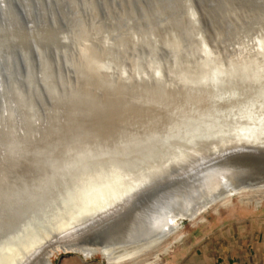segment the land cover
<instances>
[{
	"label": "rangeland",
	"instance_id": "rangeland-1",
	"mask_svg": "<svg viewBox=\"0 0 264 264\" xmlns=\"http://www.w3.org/2000/svg\"><path fill=\"white\" fill-rule=\"evenodd\" d=\"M195 95L200 110L186 107ZM0 100V264L20 252L13 263L45 264L47 251L52 264H106L101 248L117 257L158 241L163 207L196 202L224 178L264 186V0H0ZM148 118L168 121L149 133L138 122ZM172 118L225 133L186 153L141 151L170 142ZM146 164L158 171L149 184L63 232ZM263 197L243 188L121 264H182L210 223Z\"/></svg>",
	"mask_w": 264,
	"mask_h": 264
},
{
	"label": "bare ground",
	"instance_id": "bare-ground-1",
	"mask_svg": "<svg viewBox=\"0 0 264 264\" xmlns=\"http://www.w3.org/2000/svg\"><path fill=\"white\" fill-rule=\"evenodd\" d=\"M42 1V0H41ZM39 2V1H38ZM75 8V7H74ZM55 11V10H54ZM59 19V18H58ZM78 21V20H77ZM20 25V24H19ZM35 64V63H34ZM51 66V65H50ZM37 70V69H36ZM69 70V69H68ZM69 74V73H68ZM50 82V81H49ZM51 83V82H50ZM57 91V90H56ZM68 94V93H67ZM188 103H186V107L188 106L189 107V103H195L196 104V102L198 103L197 104V107L196 106H193V108H197L198 110H200V109H202L204 106H205V104H204V102H202V98L200 97V96H197L196 97V95H195V97L193 96L192 98H189V99H187L186 100ZM185 101V102H186ZM38 102V101H37ZM256 103V102H255ZM194 104V105H195ZM248 104H250V103H248ZM62 105V104H61ZM263 105V104H262ZM245 107H247V105L245 106ZM189 108H192L191 106L189 107ZM257 108V107H256ZM241 109V108H240ZM238 110V109H237ZM242 110H244V109H242ZM242 110L240 111L241 113H240V116H241V114L243 115V113H242ZM99 111V110H98ZM217 111V110H216ZM236 111V110H235ZM245 111H246V109H245ZM244 112V111H243ZM210 113V112H209ZM245 113V112H244ZM250 113V112H249ZM259 113V112H258ZM57 114V113H56ZM215 114V113H214ZM246 114V113H245ZM248 114V113H247ZM247 114L245 115V117L247 116ZM211 115V114H210ZM252 115V114H251ZM212 116V115H211ZM259 116V115H258ZM257 116V117H258ZM205 117V116H204ZM30 118H32V117H30ZM196 118V117H195ZM207 118V117H206ZM215 118V117H214ZM190 119V118H189ZM189 119H183V120H180V119H174V118H172V119H170V122L169 123H171L170 125H172V126H170V129L168 130V132H169V135H173L172 137H170L171 139H170V142H168L167 144H163V142L162 143H158V144H153L152 146L151 145H148V144H146L147 146H145L144 148H143V150H141V151H147V150H149V152L151 151V150H153V152L154 153H156L155 154V156H159V155H161L163 152L164 153H170V154H177L178 152H184V153H186L187 151H191L192 149H194V148H196L197 146H200L202 143L204 144V143H211V141L213 140V138L214 137H212V133L214 134V133H223L224 131H220V129H218V127H216L219 131H216V132H211L212 130H211V126H207V127H199V126H194V125H191V123H189V122H187ZM197 119V118H196ZM37 120H39V119H37ZM216 120V119H215ZM167 119H163V118H161V119H151V118H148V119H145V120H138V122L139 123H141L143 126H144V128L147 130L146 132H149V133H152L153 131H154V133H155V131H157L158 133H160L159 131H160V129H158L159 127H161L162 125H165L166 123H167ZM179 121V122H178ZM257 121V120H256ZM36 122V121H35ZM86 122V121H85ZM175 122H178L177 124H175ZM41 123V122H40ZM215 123V122H214ZM22 125V124H21ZM169 125V124H168ZM250 127V126H249ZM216 129V130H217ZM74 130V129H73ZM91 130V129H90ZM223 130V129H222ZM235 130V129H234ZM240 130V129H239ZM243 130V129H242ZM19 131V130H18ZM233 131V130H232ZM237 132H238V130H236ZM241 131V130H240ZM43 132V131H42ZM156 132V133H157ZM225 133V132H224ZM234 133H235V131H234ZM238 133H241V132H238ZM238 133H236V134H238ZM122 135V134H121ZM214 136V135H213ZM92 137V136H91ZM102 138V137H101ZM105 138V137H104ZM107 138V137H106ZM217 138V137H216ZM261 139V138H260ZM103 140V139H102ZM106 141V140H105ZM158 141V140H157ZM225 142V141H224ZM97 143V142H96ZM217 143V142H216ZM99 144V143H98ZM108 144V143H107ZM202 144V145H203ZM144 145V144H143ZM228 145V144H227ZM4 146V145H3ZM10 147V146H9ZM221 147V146H220ZM83 148V147H82ZM81 148V149H82ZM89 148V147H88ZM208 148H211V147H208ZM214 148V147H213ZM213 148H211L212 150H214ZM231 148H239V147H231ZM80 149V150H81ZM129 149V148H128ZM151 149V150H150ZM210 149V150H211ZM220 149V148H219ZM82 150H84V148L82 149ZM92 150H94V149H92ZM130 150V149H129ZM167 150V151H166ZM194 150H196V149H194ZM205 150V149H204ZM117 151V150H116ZM140 151V152H141ZM139 152V153H140ZM138 153V154H139ZM129 154H131V153H129ZM137 154V155H138ZM189 154V153H188ZM164 155V154H163ZM168 155V154H167ZM152 156H154V155H152ZM156 157V158H157ZM166 157V156H165ZM164 158V157H163ZM112 159V158H111ZM150 159V158H149ZM151 159H153L152 157H151ZM174 159H176V158H174ZM81 160V159H80ZM141 160H143V159H141ZM170 160V159H169ZM106 161V160H105ZM111 161V160H110ZM149 161V160H148ZM173 161V160H172ZM86 162V161H85ZM84 162V163H85ZM109 162V161H108ZM93 163V162H92ZM92 163H90L89 162V164L88 165H91ZM100 162L98 161V164H99ZM103 163V162H102ZM105 163V162H104ZM113 162H111L110 164L112 165V167H113V165L114 164H112ZM118 163V162H117ZM149 163V162H148ZM80 164V163H79ZM98 164H95V162H94V164L93 165H95V168H96V165H98ZM109 164V163H108ZM165 164V163H164ZM77 165H78V163H77ZM76 165V166H77ZM88 165L86 166V167H88ZM103 165H106V164H103ZM117 165V164H116ZM129 165V164H128ZM144 165V164H143ZM216 167L217 166H222V165H225V164H214ZM100 166H102L101 165V163H100ZM130 166V165H129ZM128 166V167H129ZM150 166L151 165H145V168H144V170L142 171L143 172V174H142V176H140L139 178H137V179H134L133 178V176H136V175H132L133 173L135 174V171H137L139 168L137 167L136 169L135 168H132V174H130V175H132V180H128L126 183H124L125 185H126V187L124 188V189H114V190H112V191H110V192H112V194H111V196L109 195V197H107L106 199H105V201L101 204V205H99L97 208H91L88 212H87V214H85V215H83V216H75L73 219H71L70 220V222L69 223H66V224H64L63 226H62V230H63V228H65V227H68L69 225H71V224H75V223H82V222H80V221H83L84 222V220H86V219H89V217H91V216H93L94 217V214L95 213H101L102 211H104L105 209L107 210V205L108 204H110V203H112V202H114V201H116L121 195H123V194H125V193H131V191H132V196H133V194L135 193H137V191L140 189V187L141 186H144V185H147V184H149L150 183V181L153 179V177L154 176H156V175H158V174H155L156 172H158L157 170H156V172L155 171H153L154 173H151L152 171H150ZM226 166H230V167H232L231 165H226ZM86 167H85V169H86ZM99 167V166H98ZM97 167V168H98ZM103 167V166H102ZM101 167V168H102ZM120 167V166H119ZM131 167H132V165H131ZM144 167V166H143ZM153 167V166H152ZM74 168V167H73ZM84 168V167H83ZM104 168V167H103ZM105 168H106V166H105ZM108 168V167H107ZM114 168V167H113ZM118 167L116 166V169H117ZM141 168V167H140ZM233 168V167H232ZM80 169V168H79ZM84 169V170H85ZM88 169H90V168H88ZM92 169V168H91ZM94 169V168H93ZM111 170H114V169H112V168H110ZM119 169V168H118ZM117 169V170H118ZM77 170H78V168H77ZM80 170H82V169H80ZM97 170H99V168L97 169ZM96 170V171H97ZM105 170V169H104ZM108 169H106L105 171H107ZM111 170H110V172H111ZM140 170V169H139ZM74 171V170H73ZM76 171V170H75ZM94 172H95V170H93ZM109 171V170H108ZM115 171V170H114ZM113 171V172H114ZM77 172H80V171H76V173ZM102 172H104V171H102ZM71 173V172H70ZM118 173V172H117ZM117 173H108V174H106V172H105V174L104 173H101L102 175H104V176H109V177H111V180L112 179H114V180H121L122 179V181L124 180V179H127V178H125V177H127L128 176V174L126 173V172H121V173H118V176H117ZM137 173V172H136ZM120 174V175H119ZM71 175H72V173H71ZM73 175H74V172H73ZM76 175V174H75ZM127 175V176H126ZM137 176H139V174H137ZM73 177H75L76 178V176H73ZM198 178H197V181H199V182H201V183H203V181H202V175L201 176H197ZM67 179H69V178H67ZM71 179V178H70ZM74 179V178H73ZM72 179V180H73ZM80 179V178H79ZM82 180V179H81ZM224 182H225V184L218 190V191H214V192H208L207 194H203V195H201L200 197H199V200L198 201H196V202H193V201H191V202H188V203H186V204H183V206L180 208V206H166V207H163L162 208V210H161V217H164L165 218V220H164V222L162 223V225L161 226H159L158 227V225H156V227L155 228H159L158 229V233H156L155 234V236L158 238V241H155V239H149L146 243H145V245L143 244V245H141V248H139V249H137V250H135V251H129L130 253H126V254H123V255H121V256H117V257H112V256H110L106 251H105V249H103V248H101V246H100V248H101V252H102V254L104 255V257L107 259V262H106V264H121V263H123V262H125V261H132V263L133 262H136L142 255H145L146 253H149V252H155L156 250H157V248L165 241V240H167V238L169 237V236H171L172 234H174V233H176L181 227H182V225L180 224V222L178 221V220H180V219H187L188 221L190 220V221H194L201 213H203L205 210H207L212 204H214V203H216L217 201H219V200H222V199H225L227 196H231V195H234V194H237L238 192H239V190H241V189H243V188H258V189H264V186H255V185H253V184H250V183H246V182H236V183H233V182H230V181H228V178L226 179V178H224V179H222ZM70 181V180H69ZM69 181H68V184L70 185V183H69ZM61 185V184H60ZM64 187V186H63ZM66 187H68V186H66ZM160 193V192H159ZM58 198V197H57ZM154 198V197H153ZM165 199V198H164ZM121 200V199H120ZM44 201H46V200H44ZM118 202V201H117ZM168 202V201H167ZM241 202V201H240ZM57 203V202H56ZM164 203V202H163ZM190 204V205H189ZM51 205V204H50ZM110 205H112V204H110ZM114 205V204H113ZM115 206H116V204H115ZM109 207V206H108ZM181 211V212H180ZM139 212V211H138ZM97 216H98V214H97ZM89 223V222H88ZM78 225H81V224H78ZM74 226V225H73ZM70 227V226H69ZM69 227H68V229H69ZM60 228H58L59 230H60ZM152 228H154V227H152ZM154 228V229H155ZM58 229H56V230H58ZM61 230V231H62ZM153 230V229H152ZM58 232H60V231H58ZM63 232H64V230H63ZM55 237V236H54ZM181 237V236H180ZM38 239V238H37ZM42 239V238H41ZM41 239H40V241H41ZM152 241H155V243L154 244H151V242ZM33 242V241H32ZM31 242V243H32ZM133 244V243H132ZM136 244V243H135ZM32 245V244H31ZM76 245V244H75ZM77 246V245H76ZM82 246V245H81ZM78 247V249H77V252L81 255V256H83L84 258H87V257H89L90 255H91V251H92V249H90V248H84V247ZM40 247V246H39ZM135 247V246H134ZM29 248V246L27 245V247H25L24 249L25 250H27ZM31 248H32V246H31ZM134 249V248H133ZM39 250V249H38ZM37 251V250H36ZM45 253V254H44ZM157 253V252H156ZM5 254V253H4ZM22 253L20 252V253H18L17 255H16V258L13 260V261H11L10 262V264H15L16 263V260H18L19 259V257H20V255H21ZM28 254V253H27ZM43 254L46 256V259H45V264H52V261H51V254H52V252H50V251H47V252H43ZM25 255V254H24ZM33 255V252L30 254V256H32ZM40 255H41V253H40ZM3 254H0V257H2L1 259H3ZM43 257V256H42ZM154 259H157L158 258V255L157 254H155L154 255V257H153ZM154 260H149V259H146L145 261H143L141 264H152V262H153ZM13 262H15V263H13ZM24 262V261H23ZM17 264H18V262H17Z\"/></svg>",
	"mask_w": 264,
	"mask_h": 264
},
{
	"label": "crops",
	"instance_id": "crops-1",
	"mask_svg": "<svg viewBox=\"0 0 264 264\" xmlns=\"http://www.w3.org/2000/svg\"><path fill=\"white\" fill-rule=\"evenodd\" d=\"M263 198L242 202L252 204L254 210L210 223L184 253L182 264H264V209L260 208Z\"/></svg>",
	"mask_w": 264,
	"mask_h": 264
},
{
	"label": "water",
	"instance_id": "water-1",
	"mask_svg": "<svg viewBox=\"0 0 264 264\" xmlns=\"http://www.w3.org/2000/svg\"><path fill=\"white\" fill-rule=\"evenodd\" d=\"M1 99H2V97H1ZM1 101V100H0ZM249 149H241V150H235V151H229V152H227V154H236L237 152L239 153V152H247ZM158 186H155L153 189H149L148 190V194L146 195V197H153V196H155V194H158L157 192H155V189L157 188ZM83 232H86V230H84ZM90 232V231H89Z\"/></svg>",
	"mask_w": 264,
	"mask_h": 264
}]
</instances>
